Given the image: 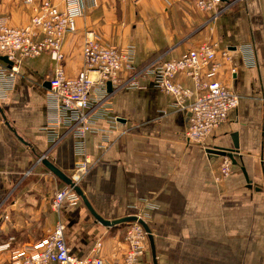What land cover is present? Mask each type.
<instances>
[{
  "label": "crops",
  "instance_id": "1",
  "mask_svg": "<svg viewBox=\"0 0 264 264\" xmlns=\"http://www.w3.org/2000/svg\"><path fill=\"white\" fill-rule=\"evenodd\" d=\"M222 1L215 18L191 1H89L62 43L68 76L82 67L86 30L117 49L131 47L137 69L177 59L202 42L213 44L220 66L210 78L205 70L200 81H220L239 103L200 143L183 135L184 106L194 97L176 103L151 76L139 75L135 87L107 90L95 111V132L82 138L85 155H77V139L56 124L49 55L25 60L12 80L0 75V264L13 250L44 238L58 221L74 255H99L108 264L124 256L120 225L95 221L80 198L52 208L66 184L42 158L72 180L76 165L86 161L88 171L75 181L91 206L105 219L139 213L153 236L157 264H264V0ZM31 13L23 0H0V18L9 25L28 24ZM131 76L121 73L122 81ZM176 79L203 91L185 74ZM233 133L238 165L216 182L225 157L207 150L233 149ZM96 242L101 246L94 253ZM148 259L146 251L145 264Z\"/></svg>",
  "mask_w": 264,
  "mask_h": 264
},
{
  "label": "built area",
  "instance_id": "2",
  "mask_svg": "<svg viewBox=\"0 0 264 264\" xmlns=\"http://www.w3.org/2000/svg\"><path fill=\"white\" fill-rule=\"evenodd\" d=\"M23 1L32 9L28 24L12 26L8 24L6 18H0V57H6L8 61L0 59V75L5 74L7 79L12 80L25 60L42 53L49 55L55 65L50 79L49 95L59 112L55 119L56 124L62 125L66 133L77 139V155H85L82 138L96 130L93 126L95 111L108 95V82L111 89L122 86L135 87L136 77L148 75L152 77L154 86L171 93L176 103L183 104L193 96L194 98L184 106L189 113L187 127L183 133L188 142H202L213 128L226 121L228 113L239 103L238 95L220 81L216 79L200 81L205 70L206 76L210 78L216 74L220 66L214 45L207 42L189 49L177 59L165 61L156 59L137 69L131 47L117 49L113 45L102 43L92 30H86L81 51L82 67L75 75L68 76L64 66L63 39L66 34L76 29V17L83 14L88 2L93 3L95 0ZM179 1H191L199 10L210 12L213 18L223 9L222 0ZM223 55L224 58H229L227 54ZM231 71L234 72V67ZM123 72L131 74L130 79L122 81ZM178 74L189 76L196 87H201L203 91L193 92L176 79ZM95 90L96 95L92 96ZM224 157L221 175H227L232 165L229 157ZM75 168L77 178L88 171L84 160ZM78 200L79 196L66 185L56 192L51 205L58 211L64 204H74ZM134 214L141 217L139 213ZM128 225L124 235L126 250L122 260L115 264H145L143 253L147 234L137 222ZM100 246L101 243L96 242L92 251L97 253ZM6 264L108 263L99 255L87 257L74 255L65 241L64 224L58 221L41 240L13 250Z\"/></svg>",
  "mask_w": 264,
  "mask_h": 264
},
{
  "label": "water",
  "instance_id": "3",
  "mask_svg": "<svg viewBox=\"0 0 264 264\" xmlns=\"http://www.w3.org/2000/svg\"><path fill=\"white\" fill-rule=\"evenodd\" d=\"M0 59L3 60L4 62H8L6 57H0ZM107 90L109 92L111 91V85L109 82L107 83ZM188 116H189V113H188ZM231 137H232V142H233V149L226 150L223 148L215 147V148L208 149L207 152L211 154H215V155L228 156L233 165H238L237 161L235 160L236 153L238 151V141H237L236 133H233ZM41 162L49 171H51L56 177H58L64 184H66L67 186L71 187L74 190V192L79 196L82 203L84 204L86 209L89 211V213L92 215V217L95 219V221L99 222L100 224L106 227H115L118 225H124V224H128L131 222H137L138 224H140L147 234V240L149 243L152 264H157L154 239H153V236L151 234V231L147 223L144 221L143 218L135 214L125 215V216H122L116 219H105L101 217L91 206V204L89 203L88 199L84 195L79 185L74 180H72L70 176H68L65 172L61 171L58 167H56L53 164V162L49 160L48 158H42ZM240 169L242 170L246 181L249 182V179L247 178L244 167L241 166Z\"/></svg>",
  "mask_w": 264,
  "mask_h": 264
},
{
  "label": "rangeland",
  "instance_id": "4",
  "mask_svg": "<svg viewBox=\"0 0 264 264\" xmlns=\"http://www.w3.org/2000/svg\"><path fill=\"white\" fill-rule=\"evenodd\" d=\"M72 135V134H71ZM73 136V135H72ZM220 169V173H219V175H216L215 177H214V179H215V181L216 182H220V181H222V180H224L225 178H227L229 175H230V173H231V170H232V165L230 166V171H229V173L227 174V175H221V165H220V167H219ZM129 224V223H128ZM128 224H124V225H120V228H121V239L124 241V235H125V233H126V231H127V227L129 226ZM119 227V226H118ZM146 238H147V236H146ZM146 240V239H145ZM256 242H255V246L256 247H258V245L259 244H261L258 240H255ZM244 244V243H243ZM144 253H143V261H144V256H145V253H146V251H147V255H149V257H150V253H149V250H148V242L146 241L145 242V244H144ZM147 258H148V256H147ZM149 260V259H148ZM148 262V261H147ZM150 262V263H149ZM149 262H148V264H151V260H149ZM144 263H145V261H144Z\"/></svg>",
  "mask_w": 264,
  "mask_h": 264
}]
</instances>
